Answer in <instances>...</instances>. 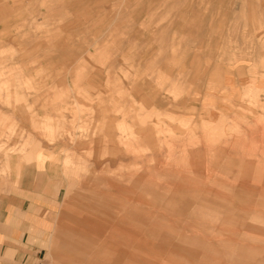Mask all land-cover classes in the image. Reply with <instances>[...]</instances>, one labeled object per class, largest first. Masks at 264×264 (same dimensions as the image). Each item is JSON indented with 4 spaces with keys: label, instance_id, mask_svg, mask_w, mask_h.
Masks as SVG:
<instances>
[{
    "label": "rangeland",
    "instance_id": "obj_1",
    "mask_svg": "<svg viewBox=\"0 0 264 264\" xmlns=\"http://www.w3.org/2000/svg\"><path fill=\"white\" fill-rule=\"evenodd\" d=\"M2 6L0 196L24 177L48 203L61 188L40 264L81 258L88 217L127 233L148 205L155 222L200 205L211 231L235 205L264 211V187L235 180L264 172V0Z\"/></svg>",
    "mask_w": 264,
    "mask_h": 264
},
{
    "label": "crops",
    "instance_id": "obj_2",
    "mask_svg": "<svg viewBox=\"0 0 264 264\" xmlns=\"http://www.w3.org/2000/svg\"><path fill=\"white\" fill-rule=\"evenodd\" d=\"M0 10L4 12L6 7ZM257 129L261 136V130ZM244 138L239 136L241 147H252L240 143ZM147 142L153 144L150 140ZM203 146H207L205 139ZM231 159L239 166L240 163ZM240 177L249 184L256 180L257 184H252L257 188L264 187V172L243 171L235 180ZM18 188L16 196H0V264H40L45 245L57 225L56 205L61 188H57L49 203L37 197V189L27 184L25 177ZM246 206H233L228 214V226L223 225L221 216H216L218 225L212 226L211 231L202 225L206 213L200 205L181 206L177 217L164 219L167 218L164 216L156 222L153 207L148 205L145 219L131 221V231L127 233L120 224L107 228L105 222L91 221L88 217L81 223L86 229L81 234L84 241L81 258L58 253L59 261L61 264H75V261H81L76 264H264V211L259 204ZM166 212L163 208L161 213ZM185 214L190 216L185 218ZM159 224L161 231L155 232L158 230L155 225ZM90 233L93 239L87 238ZM110 234L115 240L109 239ZM105 244L113 246L114 251L107 255L103 250ZM95 248L96 251H92Z\"/></svg>",
    "mask_w": 264,
    "mask_h": 264
},
{
    "label": "bare ground",
    "instance_id": "obj_3",
    "mask_svg": "<svg viewBox=\"0 0 264 264\" xmlns=\"http://www.w3.org/2000/svg\"><path fill=\"white\" fill-rule=\"evenodd\" d=\"M264 122V121H263ZM108 126V125H107ZM106 126V127H107ZM258 126V128L261 130V137L263 138V140H264V123L263 124H258L257 125ZM115 128V127H114ZM104 129V128H103ZM114 131V130H113ZM115 131H116V129H115ZM103 132V131H102ZM101 133V132H100ZM115 133V132H114ZM116 134V133H115ZM112 135H114V134H112ZM119 135V134H118ZM114 136H116V135H114ZM110 137V138H109ZM108 137V139H109V141H110V143L111 142H113V141H116L117 140V142H118V137L116 138V140H114V138H113V136L111 137V136H109ZM103 138V137H102ZM123 139V138H122ZM236 139V138H235ZM107 140V139H106ZM112 140V141H111ZM237 140V139H236ZM120 143V142H119ZM107 144H108V142H107ZM105 146H106V144H105ZM113 146V145H112ZM104 151H105V147H104ZM103 151V152H104ZM108 155V154H107ZM237 165V164H236ZM238 166V165H237ZM92 231H95V229H92ZM97 231V230H96ZM106 248H104V245H103V250H105ZM106 252V251H105Z\"/></svg>",
    "mask_w": 264,
    "mask_h": 264
}]
</instances>
